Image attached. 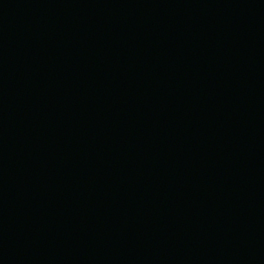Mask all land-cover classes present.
Here are the masks:
<instances>
[{
  "label": "water",
  "instance_id": "obj_1",
  "mask_svg": "<svg viewBox=\"0 0 264 264\" xmlns=\"http://www.w3.org/2000/svg\"><path fill=\"white\" fill-rule=\"evenodd\" d=\"M0 264H264V0H0Z\"/></svg>",
  "mask_w": 264,
  "mask_h": 264
}]
</instances>
